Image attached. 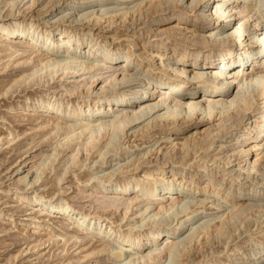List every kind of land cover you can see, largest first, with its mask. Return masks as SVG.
<instances>
[{
  "label": "bare ground",
  "instance_id": "obj_1",
  "mask_svg": "<svg viewBox=\"0 0 264 264\" xmlns=\"http://www.w3.org/2000/svg\"><path fill=\"white\" fill-rule=\"evenodd\" d=\"M39 1L30 0L27 8L24 11L19 9V13L32 12L30 17H39L53 11L61 2L44 0L37 9L36 4ZM132 1L136 4L129 8H112L106 12V9L104 11L100 7V10L94 9L78 18L66 14L63 19L60 18L62 21L73 18L69 21L68 28L57 26L43 30L33 21L28 23L26 17L18 16L13 18V23L0 20V37H18V45L22 47L11 44L7 46V52L30 53L29 59L35 60V67L40 66L29 76L26 75L27 79L38 72H45L51 80L57 76L63 80L69 76L84 77L82 82L69 87L65 93L68 98L75 96L74 102L70 103V99L65 98L52 103L40 100L37 104L49 116L57 118L50 133H63L65 139L71 141L81 140L72 153L70 163L65 166L64 177H61L59 182L65 179L70 170L77 167L81 153H91L106 137L109 142L112 139L119 140L120 134L127 128L134 129L145 122L146 124L137 131L141 132V135L135 136L134 132L133 136L146 138L148 143L156 141L154 145L163 141L165 148L162 150L159 145V148L145 152L125 168L120 167L119 170L126 178L123 181L113 179L116 170L106 178L98 179L96 185L89 184L92 180L90 179L86 184L90 185L86 186L89 190L86 188L85 192L89 191L91 198L95 195L103 197L95 212L76 209L66 197L56 201L55 196L33 197L19 187L13 188V194L20 201L27 202L31 209L51 214L58 212L63 220L60 225L71 227L75 233L98 239L101 253L107 254L111 264H158L164 258L170 260L174 254L180 252V247L185 246L186 243L183 244L179 240L183 235V228L191 220V215L198 211L194 209L195 206L204 208L203 213L220 207L217 201L210 203L208 197L198 200L193 206L189 204L191 201L185 202L189 195L187 193L192 190L211 191L216 197L221 193V189L213 185L216 174L208 168L204 171L197 170L201 168L197 166L199 162L217 165V168L224 169L225 175L232 174L233 169H225L231 165L237 168L234 170L240 173L239 176H259L261 184H264V14L260 11L261 8L264 9V0L260 5L252 6L249 14L245 16L239 9L243 2L249 3L250 0ZM102 2L103 0H98L96 4ZM12 9L11 7L2 17H11L14 13ZM237 13L240 15L237 16ZM231 18L238 21V27H235L236 21L231 28ZM146 19L155 23V29L150 27L149 32L153 33L154 39L160 40H132L139 49L136 52V61L133 57L135 52L131 51L130 47H105L101 52L95 50V47L101 48L98 39L102 37V32L97 26L101 27L103 21L111 23V26L118 20L124 25L131 22L132 27ZM228 19L230 21H227ZM94 28L98 31L97 39L94 34H90ZM88 34L91 40L87 43ZM123 55L126 58L118 68L115 63ZM249 63L254 74H250L249 69L244 72ZM143 64L145 67L142 68ZM140 67L145 68L142 75H150L152 82L157 84L154 86L152 82L144 79L146 84L142 83L139 87L144 91H132L129 88L136 83L135 72ZM99 84L101 87L97 90ZM164 84L168 85L171 93H165L159 101L151 100V97L156 95L154 88ZM171 94L175 95V99ZM74 118H77L80 124L74 125ZM229 139L232 140L228 142ZM218 142L221 143L218 146L219 152L211 154ZM225 143L229 144L225 146ZM192 163L196 164V170L190 173ZM72 180L74 183L80 182L74 173ZM205 181L208 186L201 189L200 182ZM239 181L242 184L241 180ZM108 190L112 191L114 197L119 198H108ZM237 190L241 191L243 188ZM60 193L59 191L58 194ZM258 193L253 196L264 199V195L260 196ZM225 196L228 198L233 196V193H226ZM145 200H149L152 206L156 207L154 218L171 212L172 217L174 213L176 222L182 213H185L186 220L177 224L176 228H168L166 231H163V224L157 223L147 231L134 233L136 227H130L125 232L105 214L107 209L114 208L117 212L123 207L124 220L133 206ZM246 201H239L237 208L233 205L228 214L222 213L223 215L218 217L219 223L207 232V239L213 234H223L233 218L243 215L244 210L255 204ZM208 204L210 207L205 209ZM133 214L136 215L137 212ZM38 227L35 230H38ZM186 240L190 243L192 239ZM115 243H119L120 248L114 247ZM124 261L126 262L121 263ZM240 262L233 261L229 264ZM259 263L257 260L253 264Z\"/></svg>",
  "mask_w": 264,
  "mask_h": 264
},
{
  "label": "rangeland",
  "instance_id": "obj_2",
  "mask_svg": "<svg viewBox=\"0 0 264 264\" xmlns=\"http://www.w3.org/2000/svg\"><path fill=\"white\" fill-rule=\"evenodd\" d=\"M82 1L85 3L81 4ZM96 1L98 2V0H61L60 5L58 4L53 11L51 10L46 15L39 17L33 15L34 17H30L32 12L31 14L30 12H25L26 15H24L25 13H19V9L24 11L27 8L30 0H0V20L5 23H13V18L18 16L20 18L26 17L28 23L33 21L39 29L43 30L47 27L54 29L57 26L68 28L69 21L74 17L78 18L80 15L94 9L97 11L101 7L104 11L106 9L107 12L112 10V8L113 10L123 7L129 8L136 4L132 3V0H128V2L125 0H121L123 2L120 0H103L101 4L97 5L98 3L96 4ZM261 1L263 0H250L249 3L243 2L239 10H241L243 16L248 15L252 6L262 3ZM42 2L45 1L40 0L36 4L37 9L40 8L39 6H41ZM11 7L13 8V15L8 18L2 17L11 10ZM260 11L264 14L263 8ZM66 14L73 18L62 21V17L67 16ZM238 15L240 14L237 13ZM227 21H230V19ZM236 21L234 18H231V28ZM104 22H102L103 25L101 24V27L97 26V29L102 32L100 35L102 37L98 39V43H101V48L95 47L96 51L101 52L105 47H130V50L135 52L133 57L136 61L138 55L136 52L139 49L134 41L137 40L136 42H138L141 39L149 41L151 39L150 41L155 42V40H160L159 38L154 39L152 37L153 33L149 32L151 28L155 29L156 26L154 22L148 19L132 27L130 25L131 22L125 23L126 26L119 20L118 22L115 21V24L113 23L114 25L112 26L111 23ZM121 24L124 26L122 27ZM238 26L239 23L237 21L235 27ZM95 30L94 28L90 34H94L95 39H97L96 34L98 31L96 32ZM133 32L135 35H132ZM144 33H147V35L145 36ZM148 33H150V36ZM90 34L87 36V43L91 40ZM18 42L20 43L18 37H14L13 39L0 37V264H111V261L107 259V254L101 253V244L98 239L86 234H77L71 227L60 225L63 220L58 212L51 214L49 212L31 209L27 202L17 199L13 194V188L19 187L23 191L29 192L30 196L33 197L35 195L45 196L47 198L55 196V201L58 198L66 197L76 209L80 208L95 212L97 211V206H99L98 202L103 200V197L102 195H95L91 198L89 195L90 192H85L86 188H89L86 186H90L86 185L90 179L92 180L89 184L94 183L96 185L98 179L106 178L116 170L113 179L123 181L126 178L119 170L120 167L122 168L123 166L125 168L128 164H131V161L139 159L147 151H154L160 146H162L163 150L165 144L161 141L154 145L156 141L148 143L146 142V138L141 139L140 137H135L141 135V132L137 131L146 122L142 126L139 125V127L137 126L134 129L128 130L127 128L124 133L120 134L121 137H119V140L112 139L109 142L108 137H106L101 140L98 144L99 146L91 153H81L77 167L70 170L65 176L66 180L64 179L59 182L60 178L64 177L65 166L70 163L72 153L77 149V144L81 140L71 141L65 139L63 133H60V135L50 133L51 127L57 121V118L55 116H49L37 104L40 100L52 103L65 98L67 100L70 99V103L74 102L76 97L72 96L68 98V96H65V93L69 87L72 88L74 85L82 82L84 77L71 78L74 76H69L63 80L57 76L51 80L45 72H38L32 78L27 79V76L32 74L36 68L38 70L40 66L35 67V60L29 59L31 56L30 53L16 51L15 54L7 52V46L11 44L22 47L19 46L20 44ZM63 54L64 56H68L66 53ZM125 58L126 56L123 55L115 63L118 68H120V63ZM140 59L138 58V60ZM143 67H145L144 64ZM142 68H138V71L135 72V77L138 82L136 81L129 88L132 91H138L142 83L143 85L146 84L147 81L145 80L153 81L150 75H142L145 72V68ZM247 69H249L250 74L253 73L251 63L245 67L244 72ZM24 75L27 76L25 77ZM152 84L155 86L157 82H152ZM100 87L101 84L96 89L98 90ZM167 87V84L157 85L154 88L156 95L151 97V100L155 102L157 99L159 101L165 93L166 95L170 94L171 92ZM140 89L144 91L143 88ZM174 96L172 95L175 99ZM73 122L74 125L80 124L77 118H74ZM134 132L137 135L135 134L133 136ZM231 140L229 139L227 141L229 142ZM228 144L225 143V146ZM220 145L221 143L218 142L211 154H217L220 150L218 149ZM108 150L111 151L109 152ZM153 159L156 160L155 158ZM190 166L192 167L187 172L192 173L196 170V164L192 163ZM197 166L201 167L197 169H200L199 171H204L208 168L211 169L214 175L216 174L213 185L216 188H220L221 193L216 197L211 191L200 192L192 190L187 193L189 195L185 202L188 203L191 201L189 204L191 203L192 205L190 204V206H193V203L204 199V197H208L210 203L217 201L216 203L219 202L220 207L216 210H207L203 213L204 208L201 209L200 206H195L194 209L198 211L191 215V220L183 228V235L179 240L183 244L186 243L185 246L180 247V252L174 254L170 260L164 258L158 264H169L170 262L174 264H229L233 261H241L240 264H253L257 260L260 261L259 264H264V205H262L264 199L253 196L257 192H259L258 194L260 196L264 195V184H261L260 177L255 176L256 178H254L251 175V178H249L246 174L243 175L242 173L241 175L243 176H239L240 173L235 171L237 168L231 165L225 169H233L235 175L233 172L230 175H225L224 169L217 168V165H213L212 163L206 165L201 161ZM73 173L78 176L81 184L80 182H73ZM239 180H241L242 184ZM175 185L177 184L175 183ZM200 185L202 189L208 186V183L207 181L204 183L200 182ZM241 188L243 190H237ZM59 191L61 192L60 195L58 194ZM106 193L110 199L119 198V196L114 197L111 190H108ZM226 193H229V195L233 193V196L227 198L225 196ZM241 200L243 202L247 200L246 203L255 204L251 205L250 208L248 207V210H244L245 213H243L245 215L242 213L243 215L233 218V222L231 221L228 224L223 234L217 236L213 234L214 237L211 235L207 239V232L211 231L213 225L219 223L218 220L220 218L218 217H221L226 212L228 214L233 209V205L237 208ZM256 203L261 207H259L260 209ZM255 205L256 207H253ZM209 207L210 204L205 209ZM155 211L157 212L156 207L152 206V202L145 200L133 206L124 220L125 211L123 207L117 212H115L114 208L107 209L105 214L112 222H115V225L120 226L125 232L130 227H136L133 231L134 233L143 230L147 231L157 223L163 224V227L165 226L163 231H166L168 228H176L177 224L186 220L185 213H182L177 217L178 219L176 218V222L174 213L172 217L171 212L155 216L154 218ZM132 212H137V214L134 215ZM156 219L159 220L157 221ZM170 219L174 220L171 221ZM179 219L180 221H178ZM230 224H232L231 227ZM36 227H38V230H35ZM187 238L192 239L190 243L186 240ZM114 247L117 249L120 248L119 243H115Z\"/></svg>",
  "mask_w": 264,
  "mask_h": 264
}]
</instances>
